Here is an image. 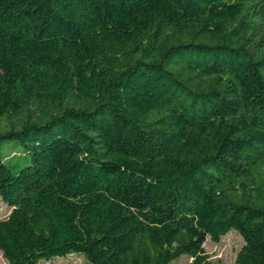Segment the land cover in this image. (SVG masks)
Instances as JSON below:
<instances>
[{"label":"trees","instance_id":"obj_1","mask_svg":"<svg viewBox=\"0 0 264 264\" xmlns=\"http://www.w3.org/2000/svg\"><path fill=\"white\" fill-rule=\"evenodd\" d=\"M7 264H264V0H0Z\"/></svg>","mask_w":264,"mask_h":264},{"label":"rangeland","instance_id":"obj_2","mask_svg":"<svg viewBox=\"0 0 264 264\" xmlns=\"http://www.w3.org/2000/svg\"><path fill=\"white\" fill-rule=\"evenodd\" d=\"M10 208L0 199V219L4 218ZM244 241L238 231L232 229L219 242H212L208 237L203 246L212 262L217 264H234L236 254ZM188 258L182 257L179 262L185 264ZM0 264H7V260L0 251ZM40 264H87L86 260L79 254L70 253L63 257H54L50 260H42Z\"/></svg>","mask_w":264,"mask_h":264}]
</instances>
